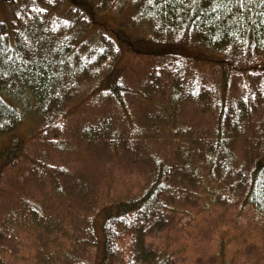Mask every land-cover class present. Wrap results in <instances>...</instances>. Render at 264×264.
I'll list each match as a JSON object with an SVG mask.
<instances>
[{"label": "trees", "instance_id": "1", "mask_svg": "<svg viewBox=\"0 0 264 264\" xmlns=\"http://www.w3.org/2000/svg\"><path fill=\"white\" fill-rule=\"evenodd\" d=\"M0 36V175L15 166L21 179L5 197L0 185V200L17 202L0 208L11 218L25 214L15 195L31 181L27 167L37 172L50 151H67L69 125L87 140L125 134L126 150L166 135L137 195H83L78 236L43 246L47 264H94L98 248L100 264H176L175 249L152 250L146 239L165 215H189L183 201L207 209L223 197L264 220L260 0H0ZM191 115L201 125L187 123ZM32 140L41 155L28 152ZM49 169L60 196L72 187L80 195L72 176ZM26 209L38 213L32 202ZM11 234L0 221V256L16 254Z\"/></svg>", "mask_w": 264, "mask_h": 264}, {"label": "rangeland", "instance_id": "2", "mask_svg": "<svg viewBox=\"0 0 264 264\" xmlns=\"http://www.w3.org/2000/svg\"><path fill=\"white\" fill-rule=\"evenodd\" d=\"M189 120L187 123L191 126L201 125V119L195 120L193 115ZM24 129L28 131L26 126ZM125 131L126 126L121 133ZM109 136L112 138L111 134ZM117 137L107 143L104 140H87L78 133H71L69 125L67 133L62 136L68 143L67 151H50L49 155L42 157L46 162L45 168L36 169L37 172H30L26 166L25 175L31 177V181L15 198L22 197L27 204L34 203L38 213L28 212L27 204L23 210L25 214L15 218L0 210V221L5 225L10 223L15 230L11 237L18 238L17 247L12 249L16 254H2L0 264H47L39 251L43 246L52 248L66 244L69 247L67 236L71 233L76 236L82 227L78 208L84 194L91 195L93 190L97 191L105 202L124 194L139 193L142 178L148 172L147 160L151 150L163 143L166 135L151 133L144 143L138 142L128 150L124 146L125 134ZM35 140H32L28 152L39 156L42 152L40 142ZM47 167L63 169L65 178L72 176V185H79L80 195H72V187L70 198L60 196V192L47 182L50 175H56L51 174ZM0 179L5 193L2 197L9 194L14 183H21L15 166L5 168ZM2 199L0 208L10 211L11 207H16L15 199L12 202ZM186 202L179 206L184 205L181 208L189 215L175 218L165 215L166 224L148 235L147 247L152 250L163 247L175 249L176 264H231V261L232 264H264V220L256 221L251 210H240L234 202L231 205L223 197L217 198V203L207 209L197 199L195 205ZM98 227L99 223L96 225L97 235L100 234ZM220 248H225L222 255L219 254ZM101 254V248H98L94 264H100Z\"/></svg>", "mask_w": 264, "mask_h": 264}, {"label": "snow or ice", "instance_id": "3", "mask_svg": "<svg viewBox=\"0 0 264 264\" xmlns=\"http://www.w3.org/2000/svg\"><path fill=\"white\" fill-rule=\"evenodd\" d=\"M236 2L240 5V7H247L248 4L250 3V0H236ZM260 2L262 4H264V0H260ZM3 37L0 36V39H2Z\"/></svg>", "mask_w": 264, "mask_h": 264}]
</instances>
